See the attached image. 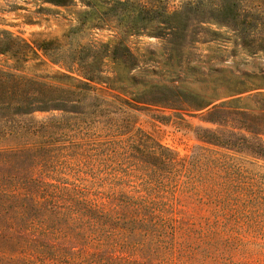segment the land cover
I'll return each mask as SVG.
<instances>
[{
  "label": "rangeland",
  "instance_id": "rangeland-1",
  "mask_svg": "<svg viewBox=\"0 0 264 264\" xmlns=\"http://www.w3.org/2000/svg\"><path fill=\"white\" fill-rule=\"evenodd\" d=\"M49 1L0 0V31L31 46L52 43L49 51H37L38 60H30L22 75L45 83L57 73L79 79L77 52L115 40L122 39L132 54L118 67L124 90L91 83L89 95L99 99L87 100L79 114L53 110L25 120L55 121L50 132L56 142L45 147L54 150L45 155L55 158L57 177L49 173V182L89 189V199L99 192L101 202L117 203L124 195L137 196L141 180L150 176L148 157L119 149L137 132L170 150L179 163L199 157L201 148L211 150L217 161L206 162L199 173L204 186L193 185L196 192L185 193L180 187L175 198L165 199L196 223H203L200 217L210 223L203 238L191 241L193 261L264 264V0H69L65 6ZM4 61L0 57V65ZM114 70L104 65L105 76L112 78ZM191 96L213 103L191 110L166 102ZM229 102L246 116H209L213 105ZM205 130H215L231 144L207 143ZM83 141L82 157L67 147ZM16 144L21 141L0 135V150ZM69 164L73 170L66 174L63 167ZM177 168L180 176L170 178L176 188L188 181ZM213 199L221 203L211 204ZM214 208L224 212L220 225L210 213Z\"/></svg>",
  "mask_w": 264,
  "mask_h": 264
},
{
  "label": "trees",
  "instance_id": "trees-1",
  "mask_svg": "<svg viewBox=\"0 0 264 264\" xmlns=\"http://www.w3.org/2000/svg\"><path fill=\"white\" fill-rule=\"evenodd\" d=\"M68 1L50 0L49 3L65 6ZM137 22L132 26L136 27ZM127 29L125 25L124 30ZM51 45V42H41L31 46L0 31V57H5L4 65H0V135L21 141L0 150V264H195L190 253L191 241L203 238L207 231L204 226L210 223L203 217H200L203 223H196L187 211L177 210L165 199L169 194L175 198V190L179 192L180 187L185 193L196 192L194 186H204L199 173L207 163L208 166L215 164L216 153L201 148L199 157L179 163L170 150L137 132L129 138V144L119 147L124 155L144 154L152 166L150 176L141 180L142 186L135 191L137 196L124 195L117 203L107 204L101 202L99 192L94 199H89V189L49 182L46 177L49 173L57 177L52 162L55 158L45 155L54 150L45 147L49 142H56L50 132L55 121L37 124L25 120L36 112L53 110L79 114L77 110L87 106V100L99 99L89 95L93 91L91 83H109L124 90L118 67L132 59L121 39L78 51L74 63L79 79L57 73L51 83H45L22 75L30 60H38L37 51L45 53ZM107 63L115 69L112 78L104 74ZM191 97L166 102H179L191 110H203L213 103ZM233 102L213 105L209 116H246L237 112L240 108ZM206 121L217 123L210 118ZM205 131L208 136L202 139L207 143L222 147L231 144L215 130ZM85 145L83 141L67 147L82 157ZM177 167L184 169L183 175L188 181L176 188L170 186V178L180 176L181 170ZM63 168L66 174L73 170L70 164ZM212 202L221 203L216 199ZM210 213L220 225L218 216L224 212L214 208ZM237 216L244 218L245 214L238 212ZM140 237L143 240L136 241Z\"/></svg>",
  "mask_w": 264,
  "mask_h": 264
}]
</instances>
